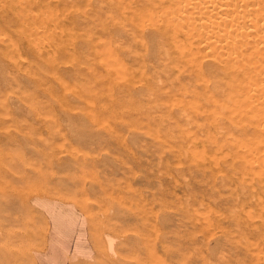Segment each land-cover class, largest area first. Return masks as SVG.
<instances>
[{
  "label": "rangeland",
  "instance_id": "374dc122",
  "mask_svg": "<svg viewBox=\"0 0 264 264\" xmlns=\"http://www.w3.org/2000/svg\"><path fill=\"white\" fill-rule=\"evenodd\" d=\"M168 1L0 0V264H264V38Z\"/></svg>",
  "mask_w": 264,
  "mask_h": 264
},
{
  "label": "bare ground",
  "instance_id": "6f19581e",
  "mask_svg": "<svg viewBox=\"0 0 264 264\" xmlns=\"http://www.w3.org/2000/svg\"><path fill=\"white\" fill-rule=\"evenodd\" d=\"M140 1L147 2L150 0ZM151 1L152 4H156L159 1L160 6V0ZM240 1L241 0H170L167 2V5H170L172 10L169 25L173 33L183 35L189 43L194 41L198 44L204 43L206 46L217 44L221 45L225 50L228 49L227 52L219 54V61L226 63L230 59H241V55L247 52L243 51V49H255L257 47V40L255 37L259 39L264 38V30L262 29L264 25L261 24V21L264 20V16H259L257 18V11L255 9H249L248 3L239 4ZM250 4L259 6L256 0H252ZM158 30L162 32V28ZM173 39L176 41L175 38ZM49 43V40L44 41L45 45H49ZM195 49L198 52L199 49ZM196 51H193V54H195ZM252 55L257 59L254 63H256L258 67H255L259 69L262 75L264 73V56L256 57V53ZM258 55L260 54L258 53ZM239 65L240 64H234L233 69H239L240 67H236ZM262 76L264 78V74ZM262 84L263 83H256L250 78L246 89L248 91L257 90L259 92H264V84L263 86Z\"/></svg>",
  "mask_w": 264,
  "mask_h": 264
}]
</instances>
